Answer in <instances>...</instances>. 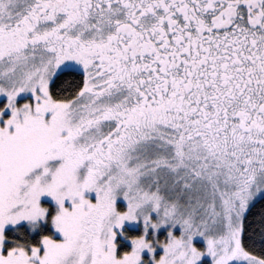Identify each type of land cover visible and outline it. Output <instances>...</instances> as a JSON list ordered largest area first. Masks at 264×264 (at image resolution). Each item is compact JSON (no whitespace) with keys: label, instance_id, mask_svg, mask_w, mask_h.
<instances>
[{"label":"snow or ice","instance_id":"6c2138e0","mask_svg":"<svg viewBox=\"0 0 264 264\" xmlns=\"http://www.w3.org/2000/svg\"><path fill=\"white\" fill-rule=\"evenodd\" d=\"M0 96V264H264V0H0Z\"/></svg>","mask_w":264,"mask_h":264},{"label":"rangeland","instance_id":"374dc122","mask_svg":"<svg viewBox=\"0 0 264 264\" xmlns=\"http://www.w3.org/2000/svg\"><path fill=\"white\" fill-rule=\"evenodd\" d=\"M29 97H30V94H27V95L22 94L20 97H18V103H22L24 99H27ZM6 102H7V97L6 96H0V107H2ZM93 196H94V194H93ZM42 202L43 203H48V204H51L52 203L51 202V199L50 198H47V197L43 198L42 199ZM118 205L119 206H122V203L119 200H118ZM167 231H168V229L166 227H162L159 230L158 234H157L158 237L160 239L166 238ZM180 231H181V229L179 228V226H177L174 229V233L177 234V235L180 234ZM193 244H194V246H196V247H198V248H200L202 250L206 248V241L204 240L203 237H199V236L195 237L193 239ZM127 247L130 248V243L127 245ZM159 251L162 252V249H160ZM199 264H211V258L208 257V256H204L202 258V260L199 262Z\"/></svg>","mask_w":264,"mask_h":264}]
</instances>
